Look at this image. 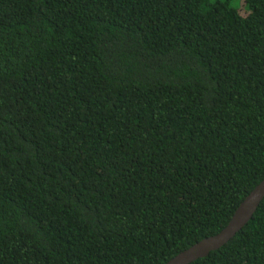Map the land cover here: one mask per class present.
I'll return each mask as SVG.
<instances>
[{
	"label": "trees",
	"instance_id": "obj_1",
	"mask_svg": "<svg viewBox=\"0 0 264 264\" xmlns=\"http://www.w3.org/2000/svg\"><path fill=\"white\" fill-rule=\"evenodd\" d=\"M0 0V264H165L264 178V0ZM189 264H264V198Z\"/></svg>",
	"mask_w": 264,
	"mask_h": 264
},
{
	"label": "water",
	"instance_id": "obj_2",
	"mask_svg": "<svg viewBox=\"0 0 264 264\" xmlns=\"http://www.w3.org/2000/svg\"><path fill=\"white\" fill-rule=\"evenodd\" d=\"M263 198L264 178L239 203L224 228L179 252L165 264H189L223 246L247 224Z\"/></svg>",
	"mask_w": 264,
	"mask_h": 264
},
{
	"label": "rangeland",
	"instance_id": "obj_3",
	"mask_svg": "<svg viewBox=\"0 0 264 264\" xmlns=\"http://www.w3.org/2000/svg\"><path fill=\"white\" fill-rule=\"evenodd\" d=\"M231 5H232V6H237V1H236V0H233V1L231 2Z\"/></svg>",
	"mask_w": 264,
	"mask_h": 264
}]
</instances>
